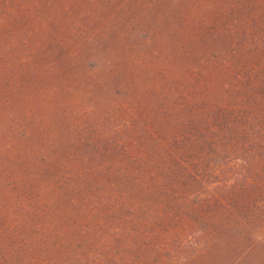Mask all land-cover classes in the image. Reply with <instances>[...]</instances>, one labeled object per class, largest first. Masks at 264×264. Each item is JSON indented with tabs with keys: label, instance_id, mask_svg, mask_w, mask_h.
<instances>
[{
	"label": "trees",
	"instance_id": "1",
	"mask_svg": "<svg viewBox=\"0 0 264 264\" xmlns=\"http://www.w3.org/2000/svg\"><path fill=\"white\" fill-rule=\"evenodd\" d=\"M67 1L0 0V264L256 247L264 0Z\"/></svg>",
	"mask_w": 264,
	"mask_h": 264
},
{
	"label": "rangeland",
	"instance_id": "2",
	"mask_svg": "<svg viewBox=\"0 0 264 264\" xmlns=\"http://www.w3.org/2000/svg\"><path fill=\"white\" fill-rule=\"evenodd\" d=\"M82 1L81 0H75V3L79 5ZM141 2V0H111L109 2L108 7H110V13L106 14L107 19L115 18L117 12L114 11L116 8H119L121 6L127 5L129 3L131 4H137ZM92 6V5H91ZM88 6L85 8H79L76 9V14L72 16V18H75L74 23V30L75 32L81 37H86L87 34L91 35L93 34V31L98 30V27H92L91 29H87L85 26L84 18L87 20H95L97 16H100L98 13H91L93 10V6ZM91 7V8H89ZM66 9H69V3L66 0ZM64 29V30H63ZM63 33L70 34L71 32H74L70 26L63 28ZM61 30V32H62ZM189 241H192V239H189ZM256 247L249 250L245 244H240L239 248L236 249L233 253L232 252H226L225 254L221 255L219 257V261L215 262L214 264H264V239L260 237L256 242ZM189 245V244H188ZM191 246V245H190ZM185 260L193 261L192 263L188 264H208L207 259L208 256H203V251L200 250V253H198L195 256H184Z\"/></svg>",
	"mask_w": 264,
	"mask_h": 264
}]
</instances>
